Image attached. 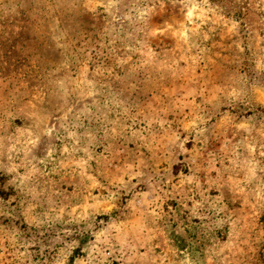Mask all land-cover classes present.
I'll use <instances>...</instances> for the list:
<instances>
[{
    "label": "rangeland",
    "instance_id": "1",
    "mask_svg": "<svg viewBox=\"0 0 264 264\" xmlns=\"http://www.w3.org/2000/svg\"><path fill=\"white\" fill-rule=\"evenodd\" d=\"M0 264H264V0H0Z\"/></svg>",
    "mask_w": 264,
    "mask_h": 264
}]
</instances>
